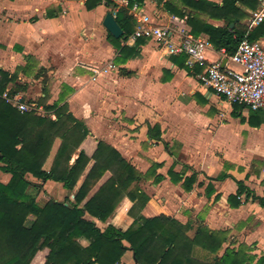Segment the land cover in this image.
I'll return each instance as SVG.
<instances>
[{
    "label": "crops",
    "instance_id": "1",
    "mask_svg": "<svg viewBox=\"0 0 264 264\" xmlns=\"http://www.w3.org/2000/svg\"><path fill=\"white\" fill-rule=\"evenodd\" d=\"M87 1L0 0V69L16 77L8 89L10 95L53 120L60 109L66 110L87 127L92 139L115 148L140 174L132 188L147 197L145 203L137 200L141 216L177 220L191 239L205 229L221 243L214 252L195 246L194 259L217 264L233 253L242 264H260L264 256V206L260 203L264 199V112L236 110L200 81L201 69H190L181 62L182 56H171L151 40L133 34L123 39L113 36L120 40L116 46L104 27L105 17L112 13L116 18L125 10L136 30L133 8L127 0H110L112 5L102 2L89 10ZM205 1L219 6L224 2ZM139 6L152 24L191 32L186 20L168 12L164 2L146 0ZM257 8L240 6L236 24L248 31L256 29L251 22ZM205 20L218 28L228 26L225 20ZM199 37L209 40L206 35ZM257 41L264 42V37ZM223 51L212 45L208 60L218 61ZM229 66L236 68L231 62ZM61 143L55 141L47 171ZM77 158L74 155L72 162ZM109 178L108 173L99 186ZM10 180L11 175L0 170V182ZM28 180L32 183L28 194L38 205L51 200L74 203L72 193L61 183L31 175ZM41 196L48 200L44 205ZM131 206L125 198L116 211L128 212ZM127 212L115 219L122 231L134 223ZM34 219L30 216L28 225ZM85 219L101 229L112 221L104 224L88 214ZM80 243L89 245L85 239ZM48 254V249L38 252L32 264H45ZM122 262L137 264L133 251Z\"/></svg>",
    "mask_w": 264,
    "mask_h": 264
},
{
    "label": "trees",
    "instance_id": "2",
    "mask_svg": "<svg viewBox=\"0 0 264 264\" xmlns=\"http://www.w3.org/2000/svg\"><path fill=\"white\" fill-rule=\"evenodd\" d=\"M127 1L130 9L146 2ZM158 1L164 2L168 12L186 20L194 36H208L214 48L224 49L228 57L235 55L244 40L255 42L264 37V23L253 31L236 24L240 6L255 10L257 0H224L222 6L205 0ZM102 2L113 4L110 0H88L86 5L93 10ZM206 17L225 20L228 26L215 27L206 22ZM116 21L124 31L121 39L134 34V19L125 10L117 13ZM232 24L236 26L231 29ZM109 39L119 45L120 40L110 34ZM180 58L185 65L187 58ZM15 78L0 69V170L11 175L8 184L0 182V264H32L36 254L45 249L49 250L45 264H125L122 258L129 250L137 264H206L194 259L192 250L195 246L211 252L220 248L221 243L209 231L200 229L191 239L177 220L141 216L137 200L145 203L147 197L132 188L140 180L136 169L115 148L92 139L87 127L66 110L60 109L53 120L35 112L22 114L8 104L3 94L13 86ZM234 106L236 110L244 108ZM57 139L62 143L47 171L45 165ZM76 154L78 158L72 162ZM108 173L110 178L99 186ZM29 175L43 182L63 184L72 193L74 203L51 200L38 205L28 194L32 186ZM239 192H244L242 185ZM125 198L133 206L128 212L122 209L105 229L85 219L88 214L106 224ZM260 203L264 206V199ZM125 211L134 223L122 231L115 219H121ZM30 216L35 219L28 225ZM80 239L89 245L83 246ZM217 264L242 263L232 253ZM260 264H264V256Z\"/></svg>",
    "mask_w": 264,
    "mask_h": 264
},
{
    "label": "built area",
    "instance_id": "3",
    "mask_svg": "<svg viewBox=\"0 0 264 264\" xmlns=\"http://www.w3.org/2000/svg\"><path fill=\"white\" fill-rule=\"evenodd\" d=\"M258 2L251 22L255 27L264 23V0ZM139 7L135 4L132 12L138 24L133 34L135 38L151 40L159 47L166 48L171 56H185L190 69H201L198 75L200 81L231 105L264 112V42L244 40L234 56L228 57L223 51L221 59L210 62L207 58V51L212 46L209 40L196 37L190 31L154 25L148 15L140 12ZM225 60L227 62L223 66ZM230 62L238 68L229 66ZM3 98L22 114L34 111L30 105L12 97L8 90Z\"/></svg>",
    "mask_w": 264,
    "mask_h": 264
},
{
    "label": "water",
    "instance_id": "4",
    "mask_svg": "<svg viewBox=\"0 0 264 264\" xmlns=\"http://www.w3.org/2000/svg\"><path fill=\"white\" fill-rule=\"evenodd\" d=\"M104 27L107 31L114 36L115 38L119 39L123 36V31L119 24L116 21L115 16L112 13H108L104 20ZM226 60L223 63V66L226 65Z\"/></svg>",
    "mask_w": 264,
    "mask_h": 264
},
{
    "label": "rangeland",
    "instance_id": "5",
    "mask_svg": "<svg viewBox=\"0 0 264 264\" xmlns=\"http://www.w3.org/2000/svg\"><path fill=\"white\" fill-rule=\"evenodd\" d=\"M233 66L236 67V68H238V67L235 66V65H233ZM28 105H29V104H28ZM47 196L49 197V195H47ZM52 198H53V197H52ZM47 201H48V200L46 199V197H44V196H41V197H40V204H41V205H44ZM117 210H118V209H117ZM118 213H119V212L116 211L115 214H114V216L112 217V219L115 218V217L117 216ZM112 219H111V220H112ZM82 244H83V242H82ZM83 245H86V244H83Z\"/></svg>",
    "mask_w": 264,
    "mask_h": 264
}]
</instances>
